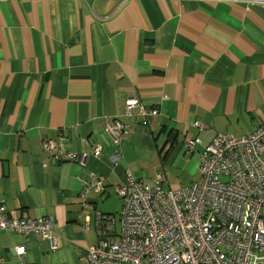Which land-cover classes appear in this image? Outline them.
Listing matches in <instances>:
<instances>
[{
  "label": "crops",
  "instance_id": "1",
  "mask_svg": "<svg viewBox=\"0 0 264 264\" xmlns=\"http://www.w3.org/2000/svg\"><path fill=\"white\" fill-rule=\"evenodd\" d=\"M128 98L157 114L126 117ZM114 120L126 125L117 146L106 132ZM263 126L262 5L0 0V201L10 220L54 225V248L0 229V264H86L101 231L118 239L114 188L127 173L143 185L160 173L162 190L188 186L215 136ZM44 138L76 160H52ZM91 175L100 191H85Z\"/></svg>",
  "mask_w": 264,
  "mask_h": 264
},
{
  "label": "built area",
  "instance_id": "2",
  "mask_svg": "<svg viewBox=\"0 0 264 264\" xmlns=\"http://www.w3.org/2000/svg\"><path fill=\"white\" fill-rule=\"evenodd\" d=\"M223 1L264 6V0ZM134 108L140 116L157 114L128 98L125 116ZM125 129L119 120L106 125L116 146ZM41 147L56 162L76 160L60 139L44 138ZM93 155L98 158L101 148ZM199 172L198 181L170 190H162L160 173L151 185L127 173L126 181L114 188L121 200L118 239L101 231L99 241L87 249L86 264H264V126L245 136H215L200 156ZM84 188L100 191L102 185L91 175ZM53 226L48 217L10 220L0 201L1 230L38 235L54 248ZM15 252L21 258L24 247Z\"/></svg>",
  "mask_w": 264,
  "mask_h": 264
},
{
  "label": "rangeland",
  "instance_id": "3",
  "mask_svg": "<svg viewBox=\"0 0 264 264\" xmlns=\"http://www.w3.org/2000/svg\"><path fill=\"white\" fill-rule=\"evenodd\" d=\"M167 180H168V182H174L176 179H175V177H173V176H169V177L167 178ZM163 188H164V190H167V189H168L167 184H165V185L163 186ZM261 215H262V217H263V219H264V207L261 209ZM117 220H118V219H117Z\"/></svg>",
  "mask_w": 264,
  "mask_h": 264
}]
</instances>
